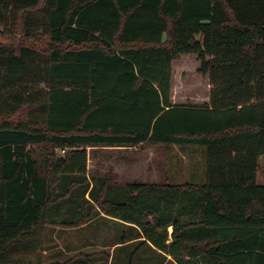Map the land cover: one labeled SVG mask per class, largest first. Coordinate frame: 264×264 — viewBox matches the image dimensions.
<instances>
[{"label": "trees", "instance_id": "trees-1", "mask_svg": "<svg viewBox=\"0 0 264 264\" xmlns=\"http://www.w3.org/2000/svg\"><path fill=\"white\" fill-rule=\"evenodd\" d=\"M190 57L207 100L173 103ZM144 144L205 148L204 181L87 169ZM263 156L264 0H0V264L47 227L102 233L49 264H264Z\"/></svg>", "mask_w": 264, "mask_h": 264}, {"label": "rangeland", "instance_id": "rangeland-1", "mask_svg": "<svg viewBox=\"0 0 264 264\" xmlns=\"http://www.w3.org/2000/svg\"><path fill=\"white\" fill-rule=\"evenodd\" d=\"M44 44L43 41L39 42ZM209 87L207 80L197 74L194 58L179 60L173 66V99L176 103L201 104L207 100ZM87 169L104 174L111 169L118 183L139 181L145 183L169 182L202 183L205 179L206 149L203 147L152 146L144 144L134 148H112L91 150ZM89 151V152H91ZM258 185H264V156L258 160L256 172ZM90 231V230H88ZM84 230L82 233L73 229L63 230L47 227L45 231V251L43 264L56 260L63 261L88 242L100 247L102 233ZM94 232V231H93ZM111 232V231H108ZM106 243L111 234L106 236ZM70 246L77 250H65ZM88 247V246H87ZM91 248V250H94ZM90 249V248H89ZM86 250V249H84Z\"/></svg>", "mask_w": 264, "mask_h": 264}, {"label": "crops", "instance_id": "crops-1", "mask_svg": "<svg viewBox=\"0 0 264 264\" xmlns=\"http://www.w3.org/2000/svg\"><path fill=\"white\" fill-rule=\"evenodd\" d=\"M172 99H173V97H172ZM173 103H176L174 100H173ZM82 247H83V245H81V248H80V246H78V247H73V246H70L69 245V247L68 248H66L65 250L67 251V250H77V248H80V249H82ZM84 248V247H83ZM98 248H100L99 246H98ZM94 249V248H93Z\"/></svg>", "mask_w": 264, "mask_h": 264}]
</instances>
